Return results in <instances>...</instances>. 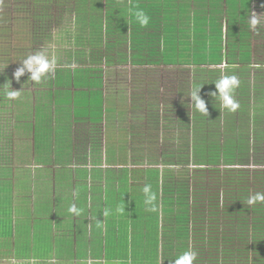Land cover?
<instances>
[{"label": "crops", "instance_id": "1", "mask_svg": "<svg viewBox=\"0 0 264 264\" xmlns=\"http://www.w3.org/2000/svg\"><path fill=\"white\" fill-rule=\"evenodd\" d=\"M86 1L60 0L56 4V0H31L30 6L42 10V16L55 8L62 22L63 15L74 12L80 24L83 14L89 11ZM257 3L255 0H89L90 5H100L99 10L92 8L89 14L103 18V23L113 22L116 30L127 25L130 32L125 46H130V53L125 58L111 59L107 70H97L90 79L85 70L58 69L35 83L26 73L16 81V88L27 93V98L23 97L15 112L4 111L11 106L1 96L0 110H4L0 112V262L116 264L118 260L109 261L107 255L124 254L122 264H134L135 255L151 253V243L146 235L135 232L133 224L135 214L137 223L147 218L144 186L150 184L157 193L158 206L165 186L175 187L182 177H190L183 174L179 164L183 154L193 153L196 139L205 141L209 132L218 136L222 131L224 141L229 131L224 109L217 116L211 110L212 99L207 92L211 74L198 71L195 65L177 63L184 60L180 59L181 48L184 43L188 47H211L209 40L216 27V14L264 13V0ZM71 6L76 7L73 12ZM137 10L149 16L147 26L132 23ZM35 18L44 21L39 16ZM47 27L36 24L31 30L35 49L57 46ZM63 27L66 28L60 34L62 49L72 40L68 21ZM99 38L97 46L102 45ZM151 47H157V56L152 58L159 60L157 63L149 62L147 50ZM63 54L71 55L67 59L72 61L84 58L66 49ZM201 59L211 58L206 55ZM117 60L130 62V70L113 68ZM168 60L175 64L164 62ZM157 64L162 65L161 69H156ZM10 74L13 71L0 73L1 87L5 85L4 77ZM196 85L202 86L199 95L206 102L208 115L193 106L185 108L183 94L190 102L189 94ZM212 127L216 129L210 131ZM169 163H174V167ZM210 168L189 172L196 177L203 170L208 179L207 176L214 174ZM210 183L206 181L205 186ZM71 204L83 209L82 214L69 213ZM194 205L196 223L205 222L209 232L210 250L205 264H264L260 257L250 260L245 252L246 236L242 235L238 215H214L213 208H206L207 213H203L208 200L195 201ZM106 209L109 214L104 216ZM229 216H234L232 222L227 220ZM162 218L160 212L159 221ZM222 220L229 225L220 234L217 225ZM119 224L127 228L125 244L119 241L122 238L118 239ZM251 239L249 254L256 255ZM260 246L264 247V241ZM162 248L160 244L159 255L165 254ZM218 253L225 257L220 263L213 262ZM230 255L235 256L231 259Z\"/></svg>", "mask_w": 264, "mask_h": 264}, {"label": "trees", "instance_id": "2", "mask_svg": "<svg viewBox=\"0 0 264 264\" xmlns=\"http://www.w3.org/2000/svg\"><path fill=\"white\" fill-rule=\"evenodd\" d=\"M85 5L89 11L83 14V21L91 20V23L88 24L89 32L84 31L83 36L89 45L97 46L98 37L100 36L101 40L103 38V28H101L103 18L95 14H89V12H92L90 10L92 8L93 11L99 10L100 5H90L89 0L85 2ZM124 15L122 14L123 17ZM250 15L218 16L216 14V27L212 30L214 38L207 35L211 38L209 43L212 44L213 48H211L212 46L199 47L197 45L188 47L185 46V43L181 48L180 59L184 58V60L177 61V63L183 66L195 65L198 71L211 74L212 81L207 90L208 95L215 90L214 83L224 73L235 75L238 78L239 86L235 89L234 98L239 107L234 112L224 109L229 118V126L227 127L229 131H227V136H224L226 140L222 141L221 132L218 136L210 135L209 132V139L205 141L196 139L193 153H191L194 160L192 156L191 160L197 166L213 168H210L214 173L213 176L206 175L208 179H205L204 171L200 170L201 172L198 171L200 175L197 174L196 177L193 174L191 177H182V182L179 185L169 186V188L165 186L162 189L158 198V202L161 203L157 206L156 212L145 211L146 221L137 223L135 220L137 215L135 214L133 220L134 230L140 232L143 236L146 235L152 248L151 253L147 256L135 255L134 264H173V261L179 255L190 249L197 252V259L193 264H205L209 257L207 251L210 250V241L207 240L209 232H207L205 222L196 223V209L194 208L195 205L193 206V200L194 202L199 201V203H205L208 200V205L204 206L203 213L206 212V208H213L214 215H238L242 235L246 236L247 248L244 249L245 252H248L249 255V239L252 238L253 251L255 250V254L259 255V260L264 261V247L260 246L261 242L264 241V202L251 205L247 203L251 196L257 193L264 194V168L249 166L253 160V154H259L264 158V63L253 64L250 62L251 46L248 43L245 45L247 48L240 51L239 46L244 45L243 39L248 38L249 24L246 23V32L237 29L240 22H249L248 17ZM132 19V23L136 26L138 22L134 14ZM224 26L228 27L227 38L230 37L234 41L231 50L227 52L223 47ZM111 35H113L112 31ZM215 43H217V47L220 46V49H214ZM156 51L157 47H151V50H147L151 58L149 62L157 63L159 61L152 59L156 58ZM206 55L211 59L202 60L201 58H206ZM164 62L175 64L169 60ZM204 65L215 66V68L203 67ZM223 65L226 66L225 70L218 68ZM196 87L200 86L196 85ZM203 89L206 90L207 85L203 86ZM209 98L212 99L211 110L213 113L216 116L217 114H223V108L220 106L219 101L210 95ZM206 147H208V150H205ZM206 181L212 183L205 186ZM193 188H195V192H193ZM225 201L228 204H225ZM224 204L225 207H223ZM160 212L163 215L161 221L158 219ZM137 213L140 214L141 212ZM231 218L229 216L227 220L232 222ZM228 225L229 223L223 222V220L220 221L217 225V228L220 226L219 233L223 232L222 226L228 227ZM117 226L119 228L118 239L122 238L119 241H124L122 243L125 244L127 241L126 225L119 224ZM138 227L139 229H137ZM114 234L113 236H116ZM160 244H162V251L165 254H158ZM230 256L233 259L235 255ZM222 257H225V255L220 256L218 253V255H215L213 262L220 263ZM106 258L109 261L118 260L124 263L125 255L112 254L107 255Z\"/></svg>", "mask_w": 264, "mask_h": 264}, {"label": "rangeland", "instance_id": "3", "mask_svg": "<svg viewBox=\"0 0 264 264\" xmlns=\"http://www.w3.org/2000/svg\"><path fill=\"white\" fill-rule=\"evenodd\" d=\"M30 1L31 0H3V2H0V73L3 71H11V72L13 71L14 73L16 68L20 66L21 61L27 58V56L46 49L45 47H39V46H37L35 49L34 48L35 43H33L31 39V30L33 29V27L36 24H42V23L44 25L47 24L48 27L45 29L46 31L49 30L51 34L54 35L55 41H53V43L57 44V46L55 45L49 46L47 48L48 52L51 54H56L55 57L64 58L62 61L56 58L57 63L55 70L58 69L85 70V72H87L85 75L88 76L87 79H90L89 77H91L92 75H94L95 77L96 74L94 73H97L98 72L97 70L99 71L107 70L111 59L125 58L129 55L130 52L128 51V49L131 48L127 44H126L127 46H125V41L128 38L130 32L127 25L125 28H121V30H116L113 28L114 25L113 22L109 20H105L102 25L103 28L102 45L91 46L89 45V43H87L85 39L80 37V36L83 37L84 31L89 32L88 24L90 25L91 20H85L79 24L78 14L73 12V10L76 9L75 6H71L72 7L71 11L73 13L69 14L70 16L63 15L64 21L62 22L63 20L61 18L62 16L60 14H57V10L55 8L51 10L50 13H48L47 15L42 16L43 14L42 10H37L35 8H32L30 6ZM56 1L57 2L55 3L57 4L60 0H56ZM255 1L256 3L259 2V0H255ZM253 14L258 16L257 18L259 21L255 27L251 26L250 22L247 21L245 23L240 22L239 26L237 27L239 31L246 32L247 30L246 23H248L250 26V29H248L249 34H247L248 38L246 40L243 39L244 45H241L239 47L241 48L240 51H242L244 48H247V46L245 45L246 43H248L251 46L250 48L251 50L249 49L251 52L250 62L253 64L262 63V62L264 63L263 61L264 60V13L255 12ZM251 15L248 17V20H250ZM35 16H39L40 18L44 19V21H42L41 19H38L37 21ZM46 20L47 22H45ZM67 21L69 28L68 30L70 32V38L72 40L69 39L68 47H63L62 49L61 43L63 41V37H61L60 34H62V32L65 31L66 27H63V25H65ZM111 31L113 32V35H111ZM227 31H228V27L226 26L224 31L225 38L223 41V45H224L223 47L226 49V52L231 50L232 43L234 42L233 39H231L230 37L227 38V34H228ZM219 47H217V43H215L214 49L216 50ZM211 48H213V46ZM65 49L69 50L70 53H74V52L80 53L81 55L84 56V58L79 61H77V59L74 61L69 60L67 58L71 57V55L67 57V55L63 54V50L65 52ZM131 53L133 52L131 51ZM117 62H115L116 63L115 66H112L113 68L124 71H126V69L130 70L131 68L130 62L128 61L120 62L119 60H117ZM155 66L156 69H161L162 65L158 66L157 64ZM225 67L223 65L221 66V69L225 70ZM89 70H93V71H89ZM16 81L17 80L13 78V74L8 75V77L6 78L4 77V79L2 80V82L5 83V85L3 87L0 86V98H2L1 96L3 97L5 96V100L8 101L9 105L11 106V107L7 106L10 109H6V110L3 109L4 111H8V112H11L13 110L17 111V107L19 103L22 101V99H24L23 97H26L27 95V93H23L20 89L16 88L18 86ZM159 86L160 85L158 83L157 89ZM9 87L11 88V90L19 91V95L15 99H9L7 97L6 93ZM186 98L184 97L183 94L182 100L184 101L185 108L189 107L191 109L192 106L191 101L188 102ZM3 110H0V112ZM63 110L65 111V109ZM20 118L21 117H19L17 121ZM27 128L28 129L31 128L29 124H27ZM210 129H211L210 131H212L213 129L216 128L212 127ZM39 142L40 141H38V146H39ZM26 146H28V143L26 144ZM38 149H41L42 152L41 147H38ZM52 153L58 154L56 151H53ZM188 154H190V156ZM188 154L185 153L182 155V161L179 164L182 168L184 175L191 177L189 170L193 172L196 169L209 168L206 166L198 167L197 165H195V163H193L194 158L192 154L191 153ZM191 156L193 160H191ZM188 157L190 158L187 159ZM169 166L174 167V163H169ZM249 166L252 168H257V167L264 168V158L261 157L259 154L258 155L253 154V160ZM193 192H195V188H193ZM193 203L195 204L194 200ZM223 207H225V204ZM202 209H201L202 212H204V206ZM222 229L224 230L226 229V227L222 226ZM253 254H249L251 257L250 260H258L259 255H253ZM0 264H13V263L0 262ZM50 264H56V263H50Z\"/></svg>", "mask_w": 264, "mask_h": 264}, {"label": "clouds", "instance_id": "4", "mask_svg": "<svg viewBox=\"0 0 264 264\" xmlns=\"http://www.w3.org/2000/svg\"><path fill=\"white\" fill-rule=\"evenodd\" d=\"M134 16L141 27H145L149 23V16L142 10L135 11ZM257 17L258 16L255 14L251 15L249 20L251 26L255 27L258 24L259 21ZM56 63L57 61L55 55H50L47 49L36 52L21 61L20 66L17 67L13 73V78L19 81V78L27 73L29 74V80L35 83H40L43 79H46L55 71ZM238 86L239 80L235 75H222L221 78L214 83L215 90L210 92L209 95L212 98L217 99L223 109L234 112L239 107L238 102L234 98V92ZM201 87L202 86L196 87L191 92L190 101L196 111L208 115L206 102L199 95ZM6 94L9 99H15L19 95V91L11 90L9 87ZM143 193L145 197L144 203L146 205V210L149 212H156L157 193L152 191V186L150 184H146L144 186ZM257 202H264V194L257 193L254 196H251L247 201L249 205ZM68 212L79 216L82 214L83 209L78 208L75 204H71L68 208ZM108 214L109 212L106 209L103 215L107 216ZM97 226H100L99 222ZM196 259L197 252L190 249L179 255L173 261V264H193ZM116 264H122V262L117 261Z\"/></svg>", "mask_w": 264, "mask_h": 264}]
</instances>
